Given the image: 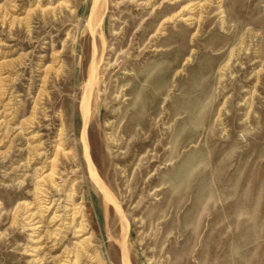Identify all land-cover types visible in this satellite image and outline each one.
I'll return each mask as SVG.
<instances>
[{
    "label": "rangeland",
    "instance_id": "obj_1",
    "mask_svg": "<svg viewBox=\"0 0 264 264\" xmlns=\"http://www.w3.org/2000/svg\"><path fill=\"white\" fill-rule=\"evenodd\" d=\"M97 1L0 0V264H264V0Z\"/></svg>",
    "mask_w": 264,
    "mask_h": 264
},
{
    "label": "bare ground",
    "instance_id": "obj_2",
    "mask_svg": "<svg viewBox=\"0 0 264 264\" xmlns=\"http://www.w3.org/2000/svg\"><path fill=\"white\" fill-rule=\"evenodd\" d=\"M95 2H93V6H92V13H91V16H90V21H89V25L91 27V25L95 22H93L94 18H95V11L97 10V0H94ZM97 18V17H96ZM96 18H95V21H96ZM99 20V19H98ZM93 22V23H92ZM100 23V22H99ZM98 24V23H97ZM96 24V25H97ZM94 25V24H93ZM95 26V25H94ZM96 28V27H95ZM94 75V74H93ZM93 75H91L86 83V86L88 88V93H85L84 95V101H82L83 103H81V109H82V116H83V127H82V133H81V136H82V145H83V155H84V158H85V161L87 163V166H88V170H89V176L91 178V180L93 181V184L95 185V187L98 189V192L100 193L101 197L103 198L104 201H107L109 202V204H111L116 210H118V212H120L119 210V207H118V204H116L115 200L113 199L111 193L109 192V190L107 189V187L104 185V183L101 181V179L99 178V175H97L96 173V170L93 166V163L91 161V158H90V153H89V147H88V144H87V141H86V138H85V132L87 131L86 128H87V112L88 111V99H89V96H90V91L92 89V77ZM83 99V97H82ZM108 204V203H107ZM35 214V213H34ZM37 214V212H36ZM124 219V218H123ZM122 219V220H123ZM52 221V220H51ZM125 222V219L123 220ZM42 223V219H40V216L38 217V220H36V228H39L41 227ZM52 223V222H51ZM122 223V221H121ZM127 225V224H126ZM123 227L125 228L124 224H123ZM129 227V226H128ZM122 228V227H121ZM123 228V229H124ZM81 228H79V230H77V232L80 231ZM122 229V230H123ZM120 230V229H119ZM38 233V232H37ZM127 236L126 235V229L123 233V239H125ZM126 240V239H125ZM37 241H40V238L37 240ZM81 244V243H80ZM79 244V245H80ZM78 248V246H77ZM81 250V249H80ZM69 254V255H68ZM67 255V257H65L64 259H60L59 260V263L60 264H78L80 261V254L78 253V251H76L75 253L73 252H69ZM121 258H122V261L124 262V264H127V250L125 248V242L123 240L122 242V246H121ZM40 261V260H39Z\"/></svg>",
    "mask_w": 264,
    "mask_h": 264
}]
</instances>
